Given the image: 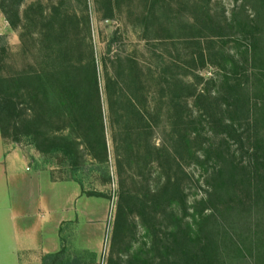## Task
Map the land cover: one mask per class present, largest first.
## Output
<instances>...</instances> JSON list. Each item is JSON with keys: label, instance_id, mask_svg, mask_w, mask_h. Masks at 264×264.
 <instances>
[{"label": "trees", "instance_id": "trees-1", "mask_svg": "<svg viewBox=\"0 0 264 264\" xmlns=\"http://www.w3.org/2000/svg\"><path fill=\"white\" fill-rule=\"evenodd\" d=\"M96 1L106 20H114L123 8L122 0ZM24 2L0 0L11 27L21 29L20 55L27 62L25 70L13 69V76L0 75V130L6 140L12 133L3 122L13 120V141L32 135L41 152L62 151L75 167L88 170L92 165L104 173L110 160L109 128L121 178L127 176L138 187V176L143 193L130 189L122 194L109 264H264V39L253 37L246 51L239 41L237 51H219L216 65L225 93L216 96L177 75V62L160 67L135 54L110 51L101 69L89 16L80 21L75 13L63 15L58 5L46 11L34 4L22 14ZM130 2L128 16L137 17L144 33L160 29L159 0ZM210 4L195 3L197 17L188 29L216 24ZM34 27L38 30L32 32ZM8 52L6 37L0 35V69ZM190 62L206 66V52L191 54ZM206 100L207 109H195ZM244 104L252 114L248 125L258 131L255 136L240 132L235 119L221 114ZM163 122L171 125L174 152L153 140ZM206 126L219 144L205 135ZM231 140L238 149H232ZM236 151L248 163L207 168L202 183L207 188L190 199L191 181L179 174L178 157L187 164L212 158L220 162ZM134 212L144 228L137 247L138 225L128 218Z\"/></svg>", "mask_w": 264, "mask_h": 264}, {"label": "rangeland", "instance_id": "rangeland-1", "mask_svg": "<svg viewBox=\"0 0 264 264\" xmlns=\"http://www.w3.org/2000/svg\"><path fill=\"white\" fill-rule=\"evenodd\" d=\"M168 4H163L158 8L157 22L162 25L160 29H152L151 32L144 33L137 25V17H129L128 11L132 7L130 0H122V10L117 11L115 19H105L103 12L99 10L101 4H98L96 0H25L22 5L21 12L28 9L27 7L34 4L36 8L42 6L46 11H50L54 5H58L64 15L70 13L72 16L77 15L80 21L89 16L91 25V40L94 45L95 51H97V58L102 69V61L105 55L120 53L122 55L135 54L142 61L150 63L151 61L164 67V65L171 62H177L181 66L178 70L180 76L196 85L200 91L209 90L214 95L222 96L225 91L220 84V75L218 74L216 55L219 51H232L237 49L234 44L239 41L241 43L242 51H246V46L252 41L253 37H259L264 39V0H211V12L216 24L207 28H203L200 31H192L188 29V23L194 21L196 15L195 3L200 0H166ZM136 3L139 0H135ZM166 2V3H167ZM208 2V0H207ZM23 16V15H22ZM155 19V18H154ZM248 28L245 29V26ZM38 29H35L36 31ZM21 29L15 30L11 27L4 13L0 9V35H4L8 42V54L4 65L0 69V75L3 77L13 76V69L25 70L27 68L26 60L20 55L23 49V45L20 40ZM36 35V34H35ZM264 42V40H263ZM202 49L206 52V66L202 64H196L190 62V55L197 53ZM35 51V50H32ZM212 57V62H211ZM250 67V66H249ZM252 68L250 67V72ZM252 80V79H251ZM243 81L246 82V77H243ZM216 82V84L214 83ZM251 83V82H250ZM220 84V85H219ZM248 92L244 90L241 93L242 97H246ZM104 106L107 109L106 99L104 97ZM198 104L195 107L196 110H205L210 101L206 100ZM234 109H237L234 111ZM107 111V110H106ZM226 118L236 120V125L242 133H251L257 135V129L247 123V119L252 118L251 112L248 111V105H241L239 108L235 106L230 107L229 112H221ZM164 117V116H163ZM108 121V120H107ZM5 123L9 129H11L10 137L6 139L7 143L17 144L18 147L25 152L27 157L33 159L35 163L49 170L54 180L73 181L79 187L81 202L83 205V213H81L80 220L82 228L87 225L88 216L86 212L90 211L92 217L97 216V220L93 219L92 222L97 225L91 224L94 227L96 233L92 234V240L96 237V247L92 248L94 252L92 256L87 255L83 258L85 260H96V264H109V257L112 251V240L116 220L118 218L119 205L123 192L129 193L130 189L135 190L138 194L142 193V187L140 185L141 179L137 176L138 187H133L131 179L124 177L121 178L117 163L115 160V152L113 147L112 133L108 128V144L110 149L109 166L104 173H101L96 167L90 165L88 170L75 167L74 160L62 151L53 152H41L35 144L34 137L32 135L23 136L19 141H13V120H6ZM108 125V123H107ZM210 126L205 127V135L212 138V141L219 144V139L210 134ZM171 125L163 122L156 128L153 134V140L157 144H164L172 152L175 151V145L171 138ZM206 138V137H205ZM207 141H211L210 138H206ZM232 149H238V144L233 140L230 141ZM185 158V157H184ZM178 157L179 169L181 176H188L189 183V197L193 199V194L198 192L204 193L202 183L205 178L206 170L211 169L214 166H224L230 168V165H240V162L247 164V157L240 151L226 153L224 160L216 162L215 158L209 163L201 162L199 164H187L188 160ZM218 161V160H217ZM125 176V175H124ZM156 174L153 175L151 183L154 184ZM199 194V195H200ZM83 197V199H82ZM91 199L97 201V205H90V208L86 207L85 201ZM124 203V202H123ZM124 209H127L126 203H124ZM106 215V220L101 224V215ZM8 217V216H7ZM2 216L0 221V264H16L15 255L17 256V249L13 252V235L10 233V227L13 226L10 218ZM131 222L138 225V229H135V235L137 241L134 247H137L142 241L144 235V228L141 219L137 212L128 215ZM87 227V226H86ZM84 229V228H83ZM95 237V238H94ZM79 242V240H78ZM84 242V241H82ZM88 248V247H87ZM76 251H85L83 247H76ZM90 250V248H88ZM121 251L120 255H125L124 248L118 249ZM125 253V254H122ZM22 264L28 258V255L23 253L18 254ZM58 258H46L43 257L42 264H73V256H68L67 252L57 255ZM75 258V257H74ZM58 259V261H57ZM67 262H62V260ZM78 259V258H75Z\"/></svg>", "mask_w": 264, "mask_h": 264}, {"label": "crops", "instance_id": "crops-1", "mask_svg": "<svg viewBox=\"0 0 264 264\" xmlns=\"http://www.w3.org/2000/svg\"><path fill=\"white\" fill-rule=\"evenodd\" d=\"M78 187L73 181L54 180L49 170L38 166L17 144L7 143L0 130V221L2 216H8L13 223L10 233L13 252L17 249L16 264H22L20 253L28 255L25 264H42L44 256L60 252L64 256V251L73 256L68 262L96 264V260L83 257L87 255L86 250L89 256L96 252L92 251L97 237L92 240L96 232L91 224L97 225V216L92 217L87 211L90 223L82 228L83 205ZM92 204L97 205V201L87 199L85 209ZM92 218L96 219L95 223ZM100 218L104 225L106 215ZM80 246L84 252L76 251Z\"/></svg>", "mask_w": 264, "mask_h": 264}]
</instances>
